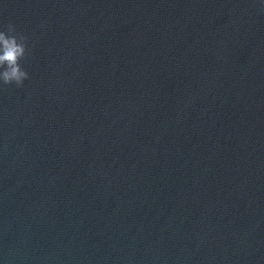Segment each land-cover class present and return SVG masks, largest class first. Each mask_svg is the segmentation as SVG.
Listing matches in <instances>:
<instances>
[{
  "label": "water",
  "instance_id": "1",
  "mask_svg": "<svg viewBox=\"0 0 264 264\" xmlns=\"http://www.w3.org/2000/svg\"><path fill=\"white\" fill-rule=\"evenodd\" d=\"M0 264H264V0H0Z\"/></svg>",
  "mask_w": 264,
  "mask_h": 264
},
{
  "label": "clouds",
  "instance_id": "2",
  "mask_svg": "<svg viewBox=\"0 0 264 264\" xmlns=\"http://www.w3.org/2000/svg\"><path fill=\"white\" fill-rule=\"evenodd\" d=\"M28 50V37L18 33L14 24L0 27V86L23 87L25 81L31 78L21 63L27 57Z\"/></svg>",
  "mask_w": 264,
  "mask_h": 264
}]
</instances>
